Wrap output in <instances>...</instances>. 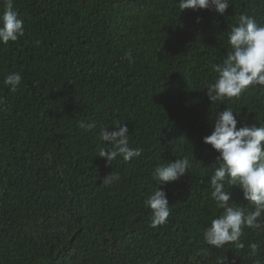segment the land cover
<instances>
[{
	"label": "trees",
	"instance_id": "16d2710c",
	"mask_svg": "<svg viewBox=\"0 0 264 264\" xmlns=\"http://www.w3.org/2000/svg\"><path fill=\"white\" fill-rule=\"evenodd\" d=\"M13 6L24 35L0 44V264H264V213L261 228L243 227L242 249L204 241L223 209L209 181L217 153L202 142L225 109L239 114L237 128L264 126V86L215 103L203 90L231 51L228 34L239 16L264 26V0H230L224 16L180 12L177 0ZM10 73L22 76L15 92L3 84ZM80 121L96 127L85 132ZM116 121L142 154L117 157L110 168L98 157L106 146L99 131ZM184 157L185 176L159 186L167 222L152 227L145 205L158 187L152 172ZM109 172L119 180L105 185ZM225 190L231 205L254 210L238 186L225 183Z\"/></svg>",
	"mask_w": 264,
	"mask_h": 264
},
{
	"label": "clouds",
	"instance_id": "9594fccd",
	"mask_svg": "<svg viewBox=\"0 0 264 264\" xmlns=\"http://www.w3.org/2000/svg\"><path fill=\"white\" fill-rule=\"evenodd\" d=\"M13 4L14 0H4L0 12V44L16 42L24 35V22ZM177 6L180 12L185 9H206L224 16L230 0H177ZM196 22H199V18ZM227 42L231 51L222 64L213 65L218 77L203 89L209 103L239 97L249 86H264V26L258 25L254 17L241 14L238 23L229 32ZM125 58L131 59L130 54H126ZM21 81L20 73H10L3 84L9 91L15 92ZM3 103V98H0V104ZM237 116L239 114L231 109L219 112L211 133L202 138V142L217 153L215 158L219 161L209 181L211 198L217 208L223 209V214L212 219L203 233L204 241L216 248L233 243L236 248L242 249L244 244L240 242V237L243 227L261 228L258 218L264 213V126L242 124L237 128ZM78 127L88 132L96 124L80 121ZM99 138L106 142V146L99 150L98 157L104 159L110 168L117 157L127 162L142 154L141 148L129 146V129L119 121L113 127H101ZM189 167L190 160L184 157L154 168L152 178L158 187L145 201V205L151 209L152 227L165 224L170 215L167 194L159 186L179 180ZM118 180V174L109 172L101 181L107 185ZM225 183L238 186L242 198L251 202L254 210L246 214L244 209L231 205V192L225 190ZM249 248L255 255L258 245L251 243ZM218 264H225V259L221 258Z\"/></svg>",
	"mask_w": 264,
	"mask_h": 264
}]
</instances>
